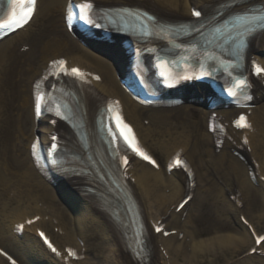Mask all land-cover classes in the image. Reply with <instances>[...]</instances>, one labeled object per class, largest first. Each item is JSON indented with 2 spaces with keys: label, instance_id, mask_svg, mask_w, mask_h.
<instances>
[{
  "label": "bare ground",
  "instance_id": "6f19581e",
  "mask_svg": "<svg viewBox=\"0 0 264 264\" xmlns=\"http://www.w3.org/2000/svg\"><path fill=\"white\" fill-rule=\"evenodd\" d=\"M88 1H93L102 7L131 3L149 8L162 20L192 21L193 10L202 9L206 14L224 0ZM38 2L37 14L31 22L17 32L16 37L0 46V199L7 197L6 199L13 200V205L17 204L18 208L25 207L17 212V221L13 223L11 229L12 236L18 238L26 235V240L33 242L31 245H26L30 252L27 255L24 254L25 258L27 257L26 264H49L54 261H57V264H79L75 260V255H82L85 251L97 252L100 255L109 251L111 258L113 257L117 264H146L145 260L134 259L124 249L108 217L96 208L86 195V190L76 188L77 185L73 179H61L56 182L60 187L59 191L64 194L75 210L76 224L73 229H71L73 221L70 216L58 208L56 200L50 195L51 183H46L37 169L31 146L37 136H41L44 143H50L53 135L65 126L60 122L52 124L51 119L47 118L38 122L35 120L33 93L36 81L45 73L49 64L58 59H65L69 68L79 67L86 73V78L91 84L93 89L91 100L95 105L99 106L108 99H119L125 118L133 125L141 143L148 149L149 142L157 141L158 145L155 146L162 150L168 160L179 152L183 153L196 173L199 186L201 182L206 184L212 180V173L205 167L202 160L198 162L197 159L198 151L202 148L200 144H204V149L215 148L213 134L209 132L210 119L219 120L224 128L222 164L229 167L232 163L234 166L231 155L235 153L241 155L243 149L251 144L264 143V106L253 105L249 109L222 107L211 110L183 102L184 104L180 107L172 109L143 107L123 91V81L129 66L125 54H123V60L115 64L91 51L80 53L78 51L80 40L65 26L64 20L69 0H38ZM253 3L255 2L238 3L231 9H225L224 16L229 11L242 9ZM38 18L41 20L36 28L31 32L27 31ZM97 45L114 49L113 45L104 42H97ZM263 47L264 33L258 41L252 42L249 56L258 60L264 67V60L258 55ZM254 82L255 96L252 104L264 100V75L255 78ZM187 94L188 91L185 92L183 101L186 100ZM241 113L248 116V122L251 124L249 129H239L234 126L235 120ZM12 120H14L13 143H9L6 134ZM24 124L28 125L27 128ZM244 139L248 140V145L244 144ZM128 166L124 176L131 197L139 204L143 219L144 213H148L150 219L154 218V224L151 225L152 234L146 230L147 264H169L170 262L167 263L166 258L163 259L162 256L156 258L158 252L155 240L163 251L168 249V252L170 249L176 250L175 247L185 246L188 242L183 237V241L178 243L180 233L185 232L187 237L190 234L185 230L190 227V221H184L183 216L190 210L193 199L184 208L178 209L190 189L188 176L179 169H174L172 172L166 170L165 173L159 162L158 168H154L134 157L130 158ZM21 188L23 192L28 190L18 195L19 199L14 191ZM33 190H38L35 207H33V198L30 197ZM168 190L177 195L176 200H173L174 205L172 201H170L172 204L167 202ZM194 190L196 191L197 188ZM225 203L228 207V202ZM7 205L11 206L10 203ZM54 207L58 208L59 212H56ZM108 209L112 212L110 205ZM257 213L258 215L254 214L253 217L258 218L257 226L260 228L264 223V208ZM253 221L251 214L248 222L251 224ZM18 224L24 226L22 235L15 234V226ZM46 227H51L61 236L63 247L52 238L49 232H46L52 246L59 254L51 252L39 237L38 231L44 232L43 228ZM157 227L162 229L160 233L156 231ZM213 227L210 233H220L230 229L221 221L216 222ZM33 230L35 235L32 233ZM173 231L175 234L164 238V232ZM195 235L198 236L196 233ZM256 239L254 230L244 231L242 236L233 238L222 234L213 236L195 242L194 257L221 250L219 257L224 258L229 253L232 255L242 252L248 246L249 250L255 248L256 253L240 264H264V242L258 246ZM81 241L86 245L82 246ZM70 251L75 255L70 256ZM0 264H11V261L0 255ZM171 264L179 263L173 261Z\"/></svg>",
  "mask_w": 264,
  "mask_h": 264
},
{
  "label": "rangeland",
  "instance_id": "374dc122",
  "mask_svg": "<svg viewBox=\"0 0 264 264\" xmlns=\"http://www.w3.org/2000/svg\"><path fill=\"white\" fill-rule=\"evenodd\" d=\"M33 27L34 26H32V28ZM9 134L11 135H9L10 138H12V128H10ZM155 145L158 144L155 142ZM256 145L258 144L254 143L248 146L249 148L244 152L247 158L244 160H241L239 156L235 154L231 155L233 156L232 162H234L235 165L232 166L231 163L229 167L221 162V150H214L213 148L204 149L202 147L198 151V162L201 160L204 162L205 167L212 173V180L209 183L206 182V184L201 182V186H199V180H197L198 185L193 197L192 206L183 218L184 221L189 220L191 224L190 227L185 228V230L190 233L188 234L189 237H187V234L184 232L188 242L185 246L175 247L179 256L174 254V252H176L174 251L175 249L172 250L170 254V256L174 259L176 258V261H179L180 264H240L243 260L247 259V255L249 254L248 247L245 248L243 252L232 255L229 253V255L224 258L219 257V252H222L221 250H216L212 254L205 253L194 257V244L195 242H200L221 234L231 238L242 236L244 231L247 230V226L242 222V217H240L241 214L245 216V218H248L251 214L252 216L254 214L258 215L257 212L264 208V186L260 180L261 177L264 176V143L258 146ZM154 146H152L151 150L159 158L163 171L166 173L167 156L162 150L158 149L157 146ZM255 165H257L256 169ZM252 176L256 177V182L251 180ZM167 192L168 204L173 203L174 205L173 200L177 198L176 193L169 192V190ZM234 193L237 195L241 204L237 205L236 200L234 201L232 198ZM50 195L54 197L58 205L73 219L74 217L71 211L61 202L58 195H56L55 192H52ZM224 200L228 202V207L227 204L223 202ZM170 201H172V203ZM17 210L8 211L6 217L4 213L3 216H0V227L5 228L3 232H0V244L4 246L20 264H26L25 259L27 257L25 258L24 254L26 253L27 255L30 253L26 243L31 245V240H26L25 238L15 239L8 232L12 221L15 216H17ZM1 214L2 212H0V215ZM73 221L75 223V218ZM146 221L150 224L148 217ZM218 221L226 223L230 229L225 232L210 233V230L214 228L213 225ZM253 223L252 227H256L258 218L255 219ZM255 229L257 233L264 232V224L261 228ZM44 230L49 232L54 240L58 241L60 246L63 247L61 236L56 230L51 227L44 228ZM194 232L198 236H196ZM184 234L182 233V235ZM224 238L226 239V237ZM83 244L84 242L82 241V245ZM78 260L80 264H117L113 257L111 258L109 251L104 255H100L97 252L88 253L85 251L82 258Z\"/></svg>",
  "mask_w": 264,
  "mask_h": 264
},
{
  "label": "snow or ice",
  "instance_id": "6c2138e0",
  "mask_svg": "<svg viewBox=\"0 0 264 264\" xmlns=\"http://www.w3.org/2000/svg\"><path fill=\"white\" fill-rule=\"evenodd\" d=\"M9 10L7 12L6 18L3 20H0V29L4 30H15L17 28H22L26 24L29 23V21L33 18V15L36 10L37 0H8ZM80 19L85 22V24H92L91 19L88 17L87 13L91 10L92 4L91 3H84L80 6ZM194 16L199 17L201 13L199 11L193 12ZM243 23L245 25L251 24L252 27H245L244 31L246 33H251L255 30L256 27L264 29V14L252 16L250 19L245 18ZM50 69H57L58 71H54L51 74L58 75L59 72H63L65 75H72L75 77L82 78L84 74L76 68H72L70 71L66 68V62L64 60H58L53 61L52 65H50ZM257 73L264 71V69H260L259 66L256 67ZM96 79H99V77H96ZM245 84L244 80H238L237 86H243ZM39 101V97H38ZM116 107L114 108L113 102H109L108 107L106 109V121L105 127L107 129V134L111 138V142L116 144L117 147H119L120 142L130 149L132 152H134L137 156H139L141 159L146 160L148 163L155 164V162L151 159L150 156L147 155L140 147L138 142L135 140L134 133L131 132V129L127 123L123 121L122 113H120L118 108V102H116ZM37 110H39V103H37ZM115 124V127L113 126ZM237 127H250V125L247 124L246 118L241 116L239 120L236 122ZM120 129H123L128 132V135L125 136L123 132L120 133V135H117V132L120 131ZM55 139V137H53ZM125 165L127 164V159H124ZM177 167H183L185 171L188 172L189 176H191V171L188 169L187 165L184 164L180 158L179 155L173 160L172 166ZM187 201H185L186 203ZM181 207H183V204H181ZM162 229L157 227L156 231L160 232ZM167 235V233H165ZM42 239H44V243L53 251L56 252L57 250L52 246V244L47 240L46 237H44V234H40ZM261 241H264V237H260L257 239L256 243L259 244ZM59 254V253H57ZM0 255H6L2 252H0ZM69 255H75L71 251L69 252ZM9 259H11L9 257ZM11 264H16L14 260H11Z\"/></svg>",
  "mask_w": 264,
  "mask_h": 264
}]
</instances>
